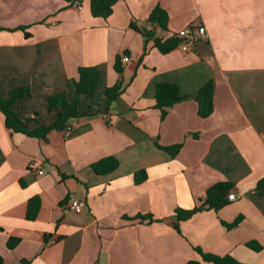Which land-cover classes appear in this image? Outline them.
Instances as JSON below:
<instances>
[{"label":"crops","instance_id":"obj_1","mask_svg":"<svg viewBox=\"0 0 264 264\" xmlns=\"http://www.w3.org/2000/svg\"><path fill=\"white\" fill-rule=\"evenodd\" d=\"M156 6L168 30L147 22ZM168 38L190 25L206 28L191 52L162 54L131 23ZM26 26V32L18 28ZM0 94L29 87L13 109L26 129L54 123L62 111L47 99L77 97L79 68L101 72L93 97L80 96L72 131L45 139L9 129L0 111V256L4 264H187L196 248L241 263L264 264V0H120L97 18L91 0L77 9L65 0H0ZM26 33L29 36H26ZM129 51V54H125ZM128 55L123 73L116 57ZM122 62V61H121ZM214 81V112L198 114L197 96ZM123 92L107 110L106 91ZM179 86L185 97L162 112L156 85ZM182 145L176 157L158 148ZM115 156L119 168L99 175L92 166ZM43 161L38 175L30 162ZM147 179L137 184L135 173ZM218 183H231L238 200L204 210L174 229L176 209L202 204ZM229 193V194H230ZM41 198L35 221L28 202ZM228 199V198H227ZM84 203L76 213L71 202ZM152 216L142 221L138 217ZM242 217L235 227H228ZM10 238H19L14 249ZM257 242L263 249L247 246Z\"/></svg>","mask_w":264,"mask_h":264},{"label":"trees","instance_id":"obj_2","mask_svg":"<svg viewBox=\"0 0 264 264\" xmlns=\"http://www.w3.org/2000/svg\"><path fill=\"white\" fill-rule=\"evenodd\" d=\"M72 4L76 0H65ZM120 0H91V13L97 18H109L114 11L115 5ZM148 23L158 26L160 30H168L169 14L161 6H156L150 14ZM131 27L137 32L141 33L145 40V54L148 52V44L153 42L155 48L162 54H168L171 51L179 48L180 40L174 35L168 38H161L156 36V32L147 27H143L136 22L131 23ZM28 27L23 26L18 30L26 32ZM4 30L0 27V31ZM26 36L29 34L26 33ZM125 54H129L126 51ZM115 70L122 75L123 67L121 57L117 56L115 61ZM79 76L74 81L77 97H70L68 92H62L54 96H50L47 99L48 107L50 110L60 108L62 111L59 113L56 121L50 125H43L33 131L26 129V123L30 120L27 118H21L14 111L13 106L26 96L31 95L29 87H18L9 91L6 97L0 94V111L5 117V123L9 129L16 133H23L30 137H36L45 139L48 134L54 130H61L70 124L71 121L77 120L80 117L79 104L80 96L93 97L100 84L101 72L95 67L83 66L79 68ZM1 90V88H0ZM123 92V82L118 81L114 86H111L106 91L107 97V110L111 108L114 102L120 97ZM214 96H215V84L214 81H208L199 91L197 96L198 114L202 118H207L214 112ZM185 97L181 94L178 85L173 83L161 82L156 85V105L155 107L162 112V119L166 117L167 109L181 102ZM156 146L168 154L171 157H176L182 149V145H173L170 147H163L156 143ZM120 166V161L115 156L105 157L93 164V170L99 175H108L116 171ZM147 179V173L145 170H141L135 173V182L140 184ZM231 183H218L212 186L206 193V196L202 198V204L190 210L176 209L175 216L177 222L174 223V229L181 233L180 223L192 219L196 214L203 212L204 210L219 211L229 204L228 195L231 191ZM258 189L264 190V180L260 181L257 186ZM42 202L39 196L31 198L28 202L27 208V220L35 221ZM150 218L151 222H155L152 216L150 217H138L142 221ZM242 217H239L231 225L226 224L228 227H235L239 224ZM20 242L19 238H10L8 240V248L14 249ZM248 247L255 251H260L263 247L257 242H251L247 244ZM197 253L200 256V260H192L187 264H245L239 262L231 255L218 256L214 254L204 253L200 248H196ZM0 264H4L3 258L0 256Z\"/></svg>","mask_w":264,"mask_h":264},{"label":"built area","instance_id":"obj_3","mask_svg":"<svg viewBox=\"0 0 264 264\" xmlns=\"http://www.w3.org/2000/svg\"><path fill=\"white\" fill-rule=\"evenodd\" d=\"M77 9H82V0H76L72 4ZM176 38L180 40V46L179 48L183 52H191L193 51L197 45L203 41L206 38V28L201 25H190L187 28H184L180 30L179 32L173 34ZM122 63H128L130 61V57L128 55H123L121 59ZM75 124L70 123L67 126V130L70 132L73 130ZM29 167L32 170H35L38 175H44L45 174V167L42 160L35 158L30 162ZM242 197L241 194H237L235 192H232L228 195L229 201L238 200ZM71 207L76 213H82L84 211L85 205L84 203L73 200L71 202Z\"/></svg>","mask_w":264,"mask_h":264}]
</instances>
